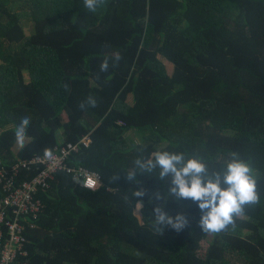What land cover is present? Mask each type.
I'll list each match as a JSON object with an SVG mask.
<instances>
[{
	"label": "trees",
	"instance_id": "16d2710c",
	"mask_svg": "<svg viewBox=\"0 0 264 264\" xmlns=\"http://www.w3.org/2000/svg\"><path fill=\"white\" fill-rule=\"evenodd\" d=\"M84 135L91 142L67 162L98 173L99 188L59 172L39 189L26 264H264V0H105L94 13L83 0H0V169ZM158 150L200 158L210 173L233 153L252 168L259 203L214 234L203 257L198 205L170 196L159 169L125 179ZM141 187L148 194L135 197ZM156 206L189 226L157 234Z\"/></svg>",
	"mask_w": 264,
	"mask_h": 264
},
{
	"label": "clouds",
	"instance_id": "9594fccd",
	"mask_svg": "<svg viewBox=\"0 0 264 264\" xmlns=\"http://www.w3.org/2000/svg\"><path fill=\"white\" fill-rule=\"evenodd\" d=\"M105 0H83L84 7L90 12H96ZM119 59L118 57L116 58ZM109 62L105 59L101 64V71H107ZM88 104L96 106L94 98L88 99ZM81 108L85 105L82 103ZM30 117L21 118L15 130V142L24 146ZM51 152L45 149V156ZM134 169L126 173L125 179L135 181L137 174H152L159 169V179L170 178L168 194L180 201H191L198 205L201 212L199 227L206 234H219L230 225L235 226L236 219L245 212V206L255 205L260 201L257 192V181L252 176V168L238 154L233 153L232 159L226 163L222 172L210 173L206 163L197 157L185 158L183 153L168 151H155L148 159L137 158ZM113 180L119 179L113 176ZM146 191L141 187L135 191V197H144ZM157 200L165 197L156 192L153 194ZM143 209V201L135 204V210ZM155 232L163 235L166 228L181 232L189 226V219L183 213L170 215L162 206H156Z\"/></svg>",
	"mask_w": 264,
	"mask_h": 264
},
{
	"label": "built area",
	"instance_id": "2783aa9c",
	"mask_svg": "<svg viewBox=\"0 0 264 264\" xmlns=\"http://www.w3.org/2000/svg\"><path fill=\"white\" fill-rule=\"evenodd\" d=\"M90 142L89 135H84L76 145L62 147L50 156H33L15 162L10 169H0V264H26V231L35 228L34 221L43 210L37 192L47 188L57 173H74L82 180L84 188L91 193L97 191L100 185L98 173L67 162L70 154L78 150V145L88 146ZM31 166L41 168L33 178L21 182L13 179L21 170H30Z\"/></svg>",
	"mask_w": 264,
	"mask_h": 264
},
{
	"label": "rangeland",
	"instance_id": "374dc122",
	"mask_svg": "<svg viewBox=\"0 0 264 264\" xmlns=\"http://www.w3.org/2000/svg\"><path fill=\"white\" fill-rule=\"evenodd\" d=\"M25 31H26V35L29 34V29H26L25 28ZM162 62L164 63L165 67H166V71L168 74H171L172 71H173V67L172 65L167 62L166 60L164 59H161ZM131 101V97L128 98L127 102H130ZM137 137L136 135H134L133 133H130L129 134V139H132V140H135ZM138 213V212H137ZM214 234H209L207 237H205L204 239H202L200 242H199V246H198V249H197V255L199 257H203L205 252H206V249L208 247V245L210 244V241L212 240Z\"/></svg>",
	"mask_w": 264,
	"mask_h": 264
}]
</instances>
